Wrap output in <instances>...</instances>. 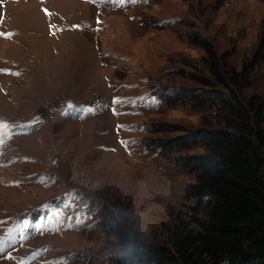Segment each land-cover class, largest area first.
Masks as SVG:
<instances>
[{
  "label": "rangeland",
  "instance_id": "1",
  "mask_svg": "<svg viewBox=\"0 0 264 264\" xmlns=\"http://www.w3.org/2000/svg\"><path fill=\"white\" fill-rule=\"evenodd\" d=\"M10 2L0 7V33L12 34L0 36V236L30 224L0 264L33 254L30 264H115L107 227L124 217L143 241L166 242L193 203L194 173L176 159L205 150L176 141L223 127L194 99L203 85L192 73L209 71L188 37L228 51L239 70L264 41V0ZM244 93L264 95V60Z\"/></svg>",
  "mask_w": 264,
  "mask_h": 264
},
{
  "label": "trees",
  "instance_id": "2",
  "mask_svg": "<svg viewBox=\"0 0 264 264\" xmlns=\"http://www.w3.org/2000/svg\"><path fill=\"white\" fill-rule=\"evenodd\" d=\"M188 39L205 50L209 71L192 73L203 85L194 99L213 109L223 127L202 128L176 141L179 148L197 143L205 150L176 159L179 169L194 173L184 189V198L193 203L169 228L167 241H143L123 216L124 225L107 227L119 239L114 262L264 264V95L244 93L264 60V41L236 70L227 61L228 51L217 53L213 42L197 34Z\"/></svg>",
  "mask_w": 264,
  "mask_h": 264
},
{
  "label": "snow or ice",
  "instance_id": "3",
  "mask_svg": "<svg viewBox=\"0 0 264 264\" xmlns=\"http://www.w3.org/2000/svg\"><path fill=\"white\" fill-rule=\"evenodd\" d=\"M4 35L10 36L12 34L11 33H9V34L0 33V36H4ZM16 75H18V73H16ZM68 107L70 109H72V108H76L77 106L69 103ZM84 111L92 112L93 109L88 108ZM28 126L29 125H23L21 127H28ZM5 127H7V125L0 123V144L4 143V139L2 137H3V129ZM64 206L65 207H71V205L68 203H66ZM3 223H6V221H0V224H3ZM29 224H30V221H28V220L21 221L19 225H17L14 228H10L3 236H0V253L5 252L7 247H14L15 246V244L17 243V238H16L15 233H17V232L20 233V236H19L20 240H26L28 238V236L25 233L29 227ZM36 230L37 231L42 230L41 225L39 223H37V225H36ZM43 230H50V229H43ZM35 255L36 254H33L32 258H34ZM9 258H11V257H9ZM32 258H21L18 261V264H30V261ZM53 264H54V262H53Z\"/></svg>",
  "mask_w": 264,
  "mask_h": 264
},
{
  "label": "bare ground",
  "instance_id": "4",
  "mask_svg": "<svg viewBox=\"0 0 264 264\" xmlns=\"http://www.w3.org/2000/svg\"><path fill=\"white\" fill-rule=\"evenodd\" d=\"M10 1H11V0H0V7H1L2 11H4V7L9 8V9L15 7V5H12ZM73 5H75V3H74ZM0 21L3 22V14L0 15ZM21 46H22V45H21ZM27 57H28V56H27ZM30 57H31V56H29V59H26V58H25V62H29V64H27V66H28V67H27V70H26L25 73H24V75L26 74L25 77H26L28 80H29V79L31 78V76H32V75H30V74H27V71L29 72V71L31 70V68H30V67H31L30 61L33 62V58H32V57L30 58ZM49 57L52 58V56H49ZM49 57H48V58H49ZM51 58H49V60H50ZM54 59H56V58H54ZM27 60H28V61H27ZM47 61H48V60H47ZM47 65H48V64H46V66H47ZM34 71H36V70H34ZM45 71H46V70H45ZM39 72L42 73V74H43V72H44L43 69H42L41 67H39ZM57 72H58V71H57ZM57 72H56V73H57ZM46 75H47V73H46ZM52 75H53V74L50 75V74L48 73V76H52ZM33 79H36V77H34ZM13 90H14V89H13ZM6 91H8V90H6ZM8 94H10V93L7 92V95H8Z\"/></svg>",
  "mask_w": 264,
  "mask_h": 264
}]
</instances>
